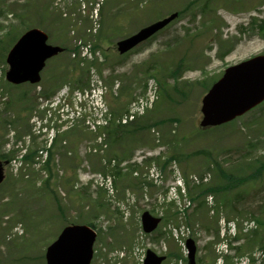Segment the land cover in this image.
I'll return each mask as SVG.
<instances>
[{"label": "rangeland", "instance_id": "374dc122", "mask_svg": "<svg viewBox=\"0 0 264 264\" xmlns=\"http://www.w3.org/2000/svg\"><path fill=\"white\" fill-rule=\"evenodd\" d=\"M97 6L95 0H0V154L23 144L37 150L22 167L4 166L0 264H45L47 246L69 223L95 226L90 264H139L146 248L168 252L163 264H186L185 238L196 243V264H264V101L230 122L199 127L210 82L228 65L264 55L256 25L264 0ZM176 11L151 38L117 53V41ZM28 24L65 49L46 62L38 83L9 85L5 57ZM89 45L93 58L82 55ZM77 56L95 65L71 64ZM152 77L158 99L121 126ZM72 86L86 88L67 93ZM104 119L108 128L98 134L91 126ZM145 210L162 218L148 235L140 225ZM116 251L125 257L114 258Z\"/></svg>", "mask_w": 264, "mask_h": 264}, {"label": "water", "instance_id": "95a60500", "mask_svg": "<svg viewBox=\"0 0 264 264\" xmlns=\"http://www.w3.org/2000/svg\"><path fill=\"white\" fill-rule=\"evenodd\" d=\"M177 13L141 28L133 35L117 42V50L124 53L161 29ZM47 36L33 28L23 33L9 50L6 62V79L14 84L29 81L37 82L44 62L50 56L61 51L60 47L46 44ZM264 99V55L241 61L229 66L223 75L212 84L202 98L201 127L218 125L254 107ZM4 178L0 163V183ZM159 218L148 212L141 215L142 228L151 232L157 226ZM96 233L87 225H69L64 227L57 238L47 247L46 264H89L92 257V245ZM189 264H194L195 245L192 239L186 241ZM163 256H157L148 250L144 264H160Z\"/></svg>", "mask_w": 264, "mask_h": 264}, {"label": "trees", "instance_id": "16d2710c", "mask_svg": "<svg viewBox=\"0 0 264 264\" xmlns=\"http://www.w3.org/2000/svg\"><path fill=\"white\" fill-rule=\"evenodd\" d=\"M105 4H108V0L105 1ZM257 26H258L259 30H260L261 32H263V31H264V20H263L262 22H260V24H258ZM2 40H3V38H0V43L3 42ZM176 71H177V68L173 71V73H175ZM76 81H78V80H76ZM31 156H32V153L29 152L28 154H25V155L23 156V158H24V160H26L27 158L30 159ZM0 157H1V158H5V159H7L8 161H10V160L12 159L13 155H12V154H2V155H0ZM50 160H51V158L48 157V159H47V161H46V164H45V167L48 168V164H49V161H50Z\"/></svg>", "mask_w": 264, "mask_h": 264}]
</instances>
